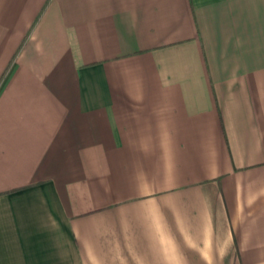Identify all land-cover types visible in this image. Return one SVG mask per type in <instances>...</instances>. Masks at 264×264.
<instances>
[{"label":"crops","instance_id":"crops-1","mask_svg":"<svg viewBox=\"0 0 264 264\" xmlns=\"http://www.w3.org/2000/svg\"><path fill=\"white\" fill-rule=\"evenodd\" d=\"M0 264H264V0H0Z\"/></svg>","mask_w":264,"mask_h":264}]
</instances>
